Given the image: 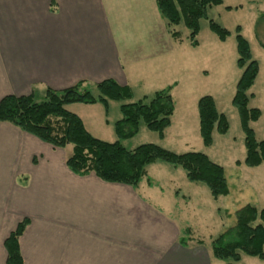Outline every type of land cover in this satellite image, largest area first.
Listing matches in <instances>:
<instances>
[{"label":"crops","instance_id":"obj_1","mask_svg":"<svg viewBox=\"0 0 264 264\" xmlns=\"http://www.w3.org/2000/svg\"><path fill=\"white\" fill-rule=\"evenodd\" d=\"M158 20L155 0H0V100L107 78L132 93L141 89L142 97L174 89L186 68L178 60L180 43L162 33L152 38ZM112 101L106 111L100 103L82 105L99 104L94 120L103 114L112 126L121 117L119 102L120 116L110 118ZM65 148L0 122V264L4 240L24 219L23 264H131V257L135 264H201L192 239L186 246L178 241L189 226L178 201L192 195L173 188L176 168L151 164L168 182L147 166L153 183L143 178L132 188L74 174Z\"/></svg>","mask_w":264,"mask_h":264},{"label":"trees","instance_id":"obj_2","mask_svg":"<svg viewBox=\"0 0 264 264\" xmlns=\"http://www.w3.org/2000/svg\"><path fill=\"white\" fill-rule=\"evenodd\" d=\"M222 3L223 0H155L158 14L164 20L171 39L180 42V33L175 30V26L182 23L189 32L188 41L192 47L198 45L200 19H207V10ZM238 7L241 6H236L235 9ZM225 8L232 9L231 6ZM263 19L264 13L259 12L254 32L259 45L264 49V42L256 31ZM208 28L222 42L231 34L213 19H208ZM234 39L237 52L235 64L241 73L231 104L237 112L245 149L243 160H237L235 164L256 167L264 162V139L258 140L250 126L251 122L259 118L261 112L258 108L249 106L250 98L253 97L249 89L258 75L259 65L253 59L249 43L242 36L239 25L234 29ZM173 86L174 84L168 85L155 91L150 97L144 96L136 101H132L133 93L129 86L120 85L112 78L96 83L79 81L60 90L47 88L40 101H35L32 94L6 95L0 100V122H10L53 147L64 148L71 145L65 164L71 172L79 176L93 173L103 181L136 188L143 178H146L149 185L153 183L146 168L161 162L182 169L189 182L204 185L213 198L227 195L229 188L223 167L204 153H176L153 143H143L132 149L122 144L124 140L138 133L141 124L157 133L160 139L164 137L175 108ZM109 100L121 102V117L112 125L116 136L113 142L92 136L81 118L66 108L67 105L76 103H100L106 111ZM196 107L202 144L210 146L214 131L222 135L227 133L228 119L224 113L219 112L215 99L210 95L200 96ZM27 223L26 219L20 221L4 240L5 264H23L18 239ZM191 233V228L185 226L181 230L179 243L186 246L191 239ZM210 249L213 258L221 264H237L242 255L264 261V206L257 209L245 204L235 210L234 222L211 238Z\"/></svg>","mask_w":264,"mask_h":264},{"label":"rangeland","instance_id":"obj_3","mask_svg":"<svg viewBox=\"0 0 264 264\" xmlns=\"http://www.w3.org/2000/svg\"><path fill=\"white\" fill-rule=\"evenodd\" d=\"M239 5L241 7L235 9ZM226 6H231L232 9L227 10ZM262 11H264V0H223L222 4L212 6L207 10V19L199 21L200 31L197 35L199 45L197 47L189 45V32L182 23L175 26V30L180 33V42H176L180 43L178 48L176 46L179 52L178 57H180L178 60L182 68L185 67L186 70L181 73V76L179 75L178 83L172 90L175 109L171 116V125L165 130V137L160 139L157 133L146 129L141 124L135 136L122 142L128 149L143 143H153L172 152L197 151L204 153L213 162L223 167L229 192L217 198H213L204 185L189 182L182 169H175L180 174L174 175L173 188L176 186L182 194L192 195V200L188 203L186 199L179 198L178 207L181 212L178 213L186 215L185 218L192 229L190 246L201 264H221L211 254L210 240L234 222L235 210L245 204H250L257 209L264 206V162L256 167L235 164V161L243 160L245 149L244 135L237 112L231 104L235 85L241 72L235 64L237 52L234 29L239 25L242 28V36L249 43L253 59L259 65L258 75L249 89V93L253 94L249 106L258 108L261 114L256 121L250 123V126L258 140L264 139V49L259 45L254 32L255 22L259 12ZM208 19H213L230 31L231 34L225 41L218 40L216 35L209 30ZM157 23L153 29L152 38H155V33H162L163 40L173 41L160 16ZM256 31H258L260 40L264 42V19L256 27ZM131 33L134 34V31ZM186 51H189L190 55L186 54ZM166 80L165 78L160 79L159 84L167 82ZM89 88L92 89V87ZM92 90L96 94L95 90ZM142 92L141 89H134L132 101L140 99L145 94ZM152 92L149 91L146 94L151 95ZM203 95H210L215 99L217 109L226 115L229 122L227 133L222 135L213 132V143L210 146L202 144L198 128L196 101ZM42 98V94L34 95L35 101H40ZM118 106L119 102L112 101L109 111L112 120L120 116ZM95 107H99V104L96 106L72 104L66 108L83 120L92 136L107 142L115 141L113 127L105 124L103 114L99 115L100 121L94 120L97 114ZM70 150L71 145H67L64 151L69 153ZM155 165L164 167L165 170H174L165 163L157 162ZM148 172L157 174L155 176H161L163 181L168 182V174L156 170L155 166H149ZM123 257L124 254L122 260ZM130 263L135 264L132 257ZM237 264H264V261L242 255Z\"/></svg>","mask_w":264,"mask_h":264}]
</instances>
